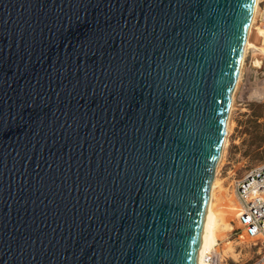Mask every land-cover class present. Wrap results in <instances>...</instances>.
<instances>
[{
  "label": "water",
  "instance_id": "water-1",
  "mask_svg": "<svg viewBox=\"0 0 264 264\" xmlns=\"http://www.w3.org/2000/svg\"><path fill=\"white\" fill-rule=\"evenodd\" d=\"M256 0H0V264H197Z\"/></svg>",
  "mask_w": 264,
  "mask_h": 264
},
{
  "label": "rangeland",
  "instance_id": "rangeland-1",
  "mask_svg": "<svg viewBox=\"0 0 264 264\" xmlns=\"http://www.w3.org/2000/svg\"><path fill=\"white\" fill-rule=\"evenodd\" d=\"M255 25H259L255 22ZM252 38V39H251ZM253 40L255 36H251ZM259 45L264 47V38ZM264 48L254 49L245 59L244 69L235 93L231 112L227 145L217 166L213 211L220 214L228 205L238 206L234 192L235 182L264 163ZM229 119V118H228ZM230 200V202H229ZM229 217L227 226L216 245L229 264H248L257 255V248L249 240L235 235L239 227L237 212ZM228 227V228H227ZM214 247V248H215Z\"/></svg>",
  "mask_w": 264,
  "mask_h": 264
},
{
  "label": "built area",
  "instance_id": "built-area-1",
  "mask_svg": "<svg viewBox=\"0 0 264 264\" xmlns=\"http://www.w3.org/2000/svg\"><path fill=\"white\" fill-rule=\"evenodd\" d=\"M257 22L264 34V0L259 3ZM253 51L254 48H249L246 58ZM234 192L239 206L236 216L239 227L235 235L238 240H249L258 249L256 257L248 264H264V163L236 181ZM204 259L208 264H229L216 247L208 250Z\"/></svg>",
  "mask_w": 264,
  "mask_h": 264
},
{
  "label": "bare ground",
  "instance_id": "bare-ground-1",
  "mask_svg": "<svg viewBox=\"0 0 264 264\" xmlns=\"http://www.w3.org/2000/svg\"><path fill=\"white\" fill-rule=\"evenodd\" d=\"M259 3L260 0H256L255 2V6H254V11H253V18H252V22L249 28V33H248V38H247V42L245 45V49H244V54H243V60L241 63V69H240V73H239V77H238V81L235 87V91L233 93V97H232V105H231V109H230V113H229V119L227 121V136L224 142V146H223V150L221 153V156L223 157V151L224 148L227 145V139H228V135H229V126H230V118H231V112L233 110V104H234V98H235V93L238 89L239 83L241 81V77H242V73H243V69H244V63H245V59L247 56V50L249 48H254V49H258V48H264L263 45H259V40L262 38H264V34L263 31L257 27V25H255L257 16H258V12H259ZM251 36H255V38L253 40H250ZM252 39V38H251ZM264 50V49H262ZM221 159V157H220ZM220 162V160H219ZM218 183H217V179L214 180L213 185H212V189H211V197H210V201H209V205L207 207V211H206V216H205V222H204V227H203V232H202V246L200 249V253H199V257H198V262L197 264H208L206 262V260L204 259V255L206 254V252L208 250H212L216 245H218V241L221 239V235L219 234L220 230L222 229V227H226L227 226V222H229V217L235 215V211L239 212V206L235 207L234 205H228L224 211H222L220 214H216L213 211V198H214V190L217 188ZM230 202V200H229ZM228 228V227H227Z\"/></svg>",
  "mask_w": 264,
  "mask_h": 264
}]
</instances>
